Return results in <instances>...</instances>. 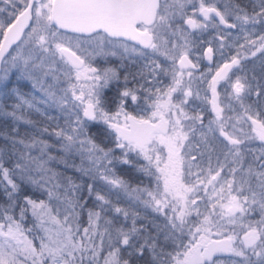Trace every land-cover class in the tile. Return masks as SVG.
Returning a JSON list of instances; mask_svg holds the SVG:
<instances>
[{
    "label": "snow or ice",
    "instance_id": "snow-or-ice-1",
    "mask_svg": "<svg viewBox=\"0 0 264 264\" xmlns=\"http://www.w3.org/2000/svg\"><path fill=\"white\" fill-rule=\"evenodd\" d=\"M221 25L237 29L244 43L208 83L212 116L205 122L202 111L186 107L193 95L201 99L192 90L200 65L191 56L200 34L209 27L220 33ZM257 25L264 30V0L249 6L198 0V8L197 0H0V116L12 121L0 147V189L7 200L0 207V264H264V119L245 103L253 93L259 102L264 83L255 75V84L237 76L223 106L216 90L233 67L243 70L248 53H261L264 74V32L252 38ZM228 35L216 37L222 48ZM213 52L209 46L203 56L211 61ZM117 55L144 60L132 78L150 86L129 87L131 74L121 79L117 68L93 65L97 57ZM61 75L67 87H58ZM161 77L170 83L163 85ZM157 84L163 86L153 91ZM26 85L41 98H26ZM140 91L147 94L146 107ZM129 102L144 114L128 111ZM41 104L65 117L55 143L41 138L47 126L29 118L34 111L55 119ZM20 123L34 131L20 135ZM94 126L102 127L92 132ZM252 141L260 142L258 154ZM117 163L135 169L139 182L117 176ZM53 164L71 167L81 182ZM22 183L46 199L24 194ZM111 190L130 206L114 204ZM149 210L162 219H149ZM29 212L33 223L26 227Z\"/></svg>",
    "mask_w": 264,
    "mask_h": 264
},
{
    "label": "rangeland",
    "instance_id": "rangeland-1",
    "mask_svg": "<svg viewBox=\"0 0 264 264\" xmlns=\"http://www.w3.org/2000/svg\"><path fill=\"white\" fill-rule=\"evenodd\" d=\"M207 2H213V0H207ZM222 3L220 4V7H222ZM197 8H198V0H197ZM192 13V9L191 6H189V14ZM6 15V14H5ZM196 18L201 19V17L199 18V16H197L196 13ZM264 30L261 29V27L259 25H257L255 27V32L252 36L253 39H255L257 36H259L261 34V32H263ZM224 33H231V35H228L227 38L224 40V47H221V40L217 39L216 37L218 35L223 36ZM240 37L238 43H237V37ZM2 34H0V39H2ZM203 40V43H200V40ZM209 41H211V43L209 44ZM239 43H244V40L242 38V34H240L238 32V30L236 31H227V30H223L222 32L218 33L217 30L215 28L209 27L207 30L203 31L198 40H197V47L193 50V55L191 56V58L193 59H197V54H199V60H204V56H203V52L205 51V49H207L209 46H211L214 49L212 58L213 60L209 61L208 63L206 62L205 64V68L204 70H202L201 74L196 75L194 74V78L192 79V90L193 93L195 94L196 92L200 93V97L201 99H196L195 95H193V97H190V106H186V107H190L193 110H199L202 111L203 115H204V110L206 109L205 106H208V101H209V87H208V83L211 81L214 72L218 69V67L223 64L226 60L230 59L232 55H235L237 52V48H238V44ZM233 45L232 47H228V45ZM118 52L122 53V49L118 50ZM250 57V54L248 55ZM260 57L256 58V60H254L255 65L254 66H260L261 65V55H258ZM253 58V57H251ZM250 58V59H251ZM255 58V57H254ZM132 59H141L139 57L136 56H132L131 59H121L120 55L117 56H109L107 57V59H103L100 57H97L94 61H93V65L97 66L99 68H105V67H113V68H117L118 71H120L119 69H122L124 67L130 66L132 65V63H134ZM198 60V61H199ZM249 61V58L244 60V71L248 70V66L246 67L247 63ZM205 62V61H204ZM122 65H121V64ZM124 64V66H123ZM209 69H211L209 71ZM237 69V68H236ZM123 72V71H121ZM140 72V71H138ZM124 73L127 74V72L125 71ZM130 74V71L129 73ZM237 76H240L239 71H237V73H231L230 76L228 77V79H226L227 81L222 85V87H220V103L221 105H227L229 103V96L232 95V84L235 82ZM241 77V76H240ZM61 83L58 87H67V83H66V78L61 75ZM185 81H187L189 78L187 76H185ZM142 80V79H141ZM130 79L128 81V86L129 87H136L139 88L140 84H144L145 85V81L143 83H140L139 85H129L130 84ZM73 82H75L74 78H73ZM169 83H170V77H169ZM28 89H26V93H31L30 96L26 97L28 99H31L32 96H34L36 99H40L41 98V93L39 92H34L31 89L30 85H27ZM24 91V90H23ZM140 96H141V105L146 107V105H144V100L143 98L147 95L145 92L140 91ZM249 98V96L246 98L245 103L246 104H251L253 105V115H257L258 119H264V115H260L261 113L259 111H261L262 109H264V105L259 109L257 107V103L256 101L258 99L253 98V102L250 103L249 100H247ZM234 103V102H233ZM42 111L46 112L48 116L54 117L55 119L52 120H48L46 119L45 116H41L42 118L38 117V119L41 120V122H45L49 131L47 133H43L42 134V139H45V137H53L54 140L57 139L54 135V131L57 130V124H59L61 127L64 126L65 124V117L64 115H62L60 113V111L54 107L52 108H48L44 105H38ZM237 110L239 111V106L237 105ZM204 109V110H203ZM27 110V109H25ZM128 111L132 112V114L134 115H143V111L142 109H136L135 106L131 105V103L129 102V108ZM209 111V109H208ZM226 112L231 113L228 111V109H225ZM44 120V121H43ZM205 122H207V120H205ZM39 127H44V125L39 126ZM218 135V133H217ZM222 139V138H221ZM48 140V139H45ZM250 147L252 149H255L257 151V154L259 152V148L261 147L260 142L259 141H252L250 142ZM54 151V150H53ZM249 158H251V153L248 154ZM205 166H207V159L205 158L204 161ZM213 167L216 166V160L215 157L213 158L212 161ZM54 168H61V164H56V165H52ZM222 175L227 176L228 173L225 172ZM109 187V186H108ZM112 191V195H116L117 196V191L118 190H111ZM42 193V192H41ZM41 199H46V194H44L43 198ZM128 199V198H127ZM53 207H54V214H55V206L57 204L56 201H52ZM202 209H203V205H201ZM152 215H155L153 213H151ZM257 218L255 219H259L258 214L255 216ZM34 234L30 235V239L33 237ZM34 243L38 246L39 241L35 240ZM225 260H227L228 258H224Z\"/></svg>",
    "mask_w": 264,
    "mask_h": 264
},
{
    "label": "trees",
    "instance_id": "trees-1",
    "mask_svg": "<svg viewBox=\"0 0 264 264\" xmlns=\"http://www.w3.org/2000/svg\"><path fill=\"white\" fill-rule=\"evenodd\" d=\"M236 2L239 3L241 6H249L250 5V0H236ZM249 10H250V7H249ZM261 34H262V32H261ZM249 54L250 53H248V55ZM258 55H261V53H257L255 58L254 57L251 58V55H250L249 61H248L247 65H246V67L248 66L247 67L248 68L247 72H246V70L244 71V68H243V70L237 68L233 73L235 74V73H237V71H239V74H240L241 77H246L247 80L251 81L253 84L256 83V81L252 80L253 75H255L257 80H259L261 83H264V78H262V76H264V74H262V72H261V65L260 66H254L255 65L254 60H256V58L260 57ZM242 64L244 65V60L242 61ZM136 82L137 81H133V83H131V84H133V85L138 84ZM26 89H28L27 85L23 88L24 92H26ZM111 94L112 93L110 92L109 95H111ZM253 98L258 99L257 96L253 93L252 95L249 96V98L247 100H249V102L252 103L253 102ZM256 103H257V107L260 109L264 105V96H261L259 102L256 101ZM25 112H26V114H28V110H25ZM259 112L261 113L260 115H264V109H262ZM28 115H29L30 119H32L33 121L36 122L37 126H42V125L47 126L45 122H41V120L37 118V116L42 118L41 115H39L38 113L32 111ZM11 125H12L11 118H5V117L0 116V147H3L7 143L3 139V134L4 133L11 134ZM99 127H102V126H94V127H92L91 131L92 132H96ZM18 128H19L20 135H24L25 133H31V132L34 131V129L31 126L23 124V123L18 124ZM45 139H48L47 141H49L50 143H55L56 142V139L54 140L53 137L52 138L51 137H45ZM99 139L100 138H98V140ZM52 152H53V154H55L56 149L55 148L52 149ZM79 162H80L79 161V157H76L75 158V163L79 164ZM4 163H5L6 167H12L11 161L5 160ZM140 163H143V161H140ZM53 165H56V164H53ZM55 169L58 172L63 173L64 176L72 177L74 180H76L77 183L81 182L80 181V174L75 172L74 169H72L71 167L65 168L61 164V168H55ZM114 171H115V174L117 176L122 177V178L130 181L134 185L139 182V179H140L139 174L136 173L135 169H132V168H130L127 165H122V164L117 163L115 165V167H114ZM17 182L20 183V181H17ZM144 182H145V184H147V182H148L147 179H145ZM96 185H97L98 188H101V189H104V190H108V186L106 184H104L103 181L97 180L96 181ZM21 187H22V192L24 194H27V195L31 196L33 199H37L38 200V199L43 198V196H44V193H41L40 190L35 189V188H33V187L29 186V185H26V184L22 183ZM85 192H86V189H85ZM110 199L113 201L114 204H117L118 206L125 207V208L129 207L130 204L132 203L122 193H120L117 196L111 194L110 195ZM6 206H7V200L4 197V195H3L2 189H0V207H6ZM139 210H140L142 215L145 214V210L142 207H139ZM13 211H14L17 219H18L19 218V208H16ZM146 214H147L149 219L154 218V216H152V214L149 211ZM108 215L109 216H115L116 214L114 212H110V213H108ZM155 218L157 220L162 219L161 217L157 218L156 216H155ZM119 220H120V222H123V217L122 216L119 217ZM147 222L148 221H138L137 223L139 225L141 223H147ZM23 223L25 224L26 227H31L32 226L33 218L31 217V213L30 212L28 213L27 218H26V220ZM82 224H83V226H87V217L86 216H84L82 218ZM128 226L129 227L131 226V221H128ZM149 227H151V225H149ZM26 234L30 237V235L34 234V233H26Z\"/></svg>",
    "mask_w": 264,
    "mask_h": 264
},
{
    "label": "flooded vegetation",
    "instance_id": "flooded-vegetation-1",
    "mask_svg": "<svg viewBox=\"0 0 264 264\" xmlns=\"http://www.w3.org/2000/svg\"><path fill=\"white\" fill-rule=\"evenodd\" d=\"M197 16H199V13L197 12ZM200 18V17H199ZM201 19H202V17H201ZM217 22V21H216ZM218 24V23H217ZM221 28V27H220ZM221 29H223V28H221ZM224 30V29H223ZM230 31V30H229ZM138 47V46H137ZM213 58H214V56H213ZM213 58H212V60H213ZM192 60H193V62H198L199 63V65H200V67L198 68V69H195V70H193L194 71V74H196V75H199V74H201V72H202V70H204V68H205V64H206V62H204L205 61V59L204 60H197V59H193V58H191ZM132 60H134L133 62L134 63H132V65H130V66H127V67H124V68H122V69H119L120 71H119V73H120V75H121V79L123 78V76L126 74V73H124L125 71L127 72V74L129 73V71H130V74L131 75H129V79L131 80L130 81V84L131 83H133V81H137L136 83H138L137 85H139V83H143L144 81H142L141 80V78L139 77V76H136V78L135 79H133L132 77H133V75L134 74H137L138 73V71H140L142 68H143V66H144V63H145V61L144 60H142V59H132ZM228 60H230V59H228ZM228 60H226V61H228ZM225 61V62H226ZM224 62V63H225ZM121 64V63H120ZM122 65V64H121ZM123 66H124V64H123ZM121 71H123V72H121ZM124 73V74H123ZM229 77V76H228ZM228 77L226 78V79H228ZM160 79H162V81H163V85H167L168 83H169V77H161ZM225 79V81L222 83V84H220L219 86H218V94H219V102H220V92H219V90H220V87H222V85L227 81ZM129 84V85H130ZM131 85H133V84H131ZM163 85H159V84H157V85H151V87H153V91L155 90V87L156 86H163ZM148 86H150V85H148L147 84V82L145 81V87H148ZM206 107V109L204 110V116H205V120H207L208 118H211V116H212V113H211V110H210V106H209V104H208V106H205ZM208 109H209V111H208ZM227 114H229V115H231L232 113H228V112H226ZM201 195H203V193H201ZM149 212L151 213V211L149 210ZM154 214V213H153ZM152 216H156V214L155 215H152ZM157 218H158V216H156ZM254 218H257V217H254Z\"/></svg>",
    "mask_w": 264,
    "mask_h": 264
},
{
    "label": "water",
    "instance_id": "water-1",
    "mask_svg": "<svg viewBox=\"0 0 264 264\" xmlns=\"http://www.w3.org/2000/svg\"><path fill=\"white\" fill-rule=\"evenodd\" d=\"M200 17V16H199ZM217 23H218V21H217ZM221 28H223V26L221 25L220 26ZM224 30H227V31H236L237 29H224ZM128 43H132V42H128ZM138 47H139V45H137ZM14 47V46H13ZM206 50V49H205ZM204 59H205V62H209V60L207 59V58H205L204 57ZM226 62H230V60H228V61H226ZM224 64V63H223ZM223 64H221L219 67H222L223 66ZM236 70V67H233L231 70H229V72H228V76L233 72V71H235ZM217 71V70H216ZM215 71V72H216ZM215 72H214V74H213V76L215 75ZM227 76V77H228ZM226 77V78H227ZM225 78V79H226ZM225 79H221L219 82H218V84L216 85V90H218V86L220 85V84H222L224 81H225ZM208 94H209V101L211 100V98H212V92H211V90L209 89V92H208ZM217 94H218V91H217ZM218 97H219V94H218ZM209 106H210V110H211V105H210V103H209ZM224 258H227V257H224Z\"/></svg>",
    "mask_w": 264,
    "mask_h": 264
}]
</instances>
